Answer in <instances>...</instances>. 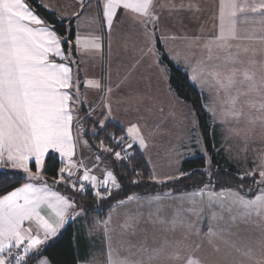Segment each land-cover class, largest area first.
Wrapping results in <instances>:
<instances>
[{
    "label": "crops",
    "instance_id": "crops-1",
    "mask_svg": "<svg viewBox=\"0 0 264 264\" xmlns=\"http://www.w3.org/2000/svg\"><path fill=\"white\" fill-rule=\"evenodd\" d=\"M37 2L53 12L60 21L74 22L76 58L72 56L71 49L64 50V43L67 39L60 37L26 1L32 12L42 21L40 25L32 24L30 26L46 28L53 32L59 41L65 58L61 59L50 54L49 59L54 63H63L71 69L73 84L76 78L74 69L76 65H80L81 55L87 57L96 67H100L101 74L99 77L102 80L103 90L105 89L104 96L100 95L102 99L100 98L98 103V106L101 107L103 97L104 99L106 97L119 101L126 100L125 93L132 89V86L128 87V84L137 83L143 87L145 82L146 84L149 83L153 75L151 72H147V68H152V63L154 65L161 64L160 56L155 57L153 62V52L160 55L157 43L160 42L164 52H166L167 50L162 43L163 39L181 38L180 33L169 32L166 34L160 31L165 28L163 22H166L167 3H172V6L183 7L181 0H154L152 9L153 15L156 17L154 22L147 18L142 19L130 10L118 8L113 17L111 28H109L103 14V6L106 0H37ZM80 22L88 25L90 31H86L87 33H92L91 35L97 37V43L100 44L99 50L89 52L90 54L86 51L83 52L84 48L80 47L77 42L78 33L83 30L79 26ZM170 60L177 66L174 58H170ZM74 85L78 84L75 83ZM73 88L63 90L68 91L73 96V101L70 102L73 112L71 124L72 155L62 158L59 153L50 152L44 158L43 163L45 165L46 159L50 155L58 157L64 163L63 168L65 169L64 179H61L60 174L61 181L68 180L72 184L79 185L80 188L82 183H86L92 186V192L95 195L97 191L102 195L103 190L110 192L118 187L111 184V179L107 176L110 168L108 167L109 170H107L103 160L97 158L96 161L94 158L95 154L84 138L82 127L76 126ZM110 95L111 97H109ZM151 129L153 136L157 132H161V130L155 131V127H151ZM193 130L194 132L197 131V129ZM143 137L145 142L153 141V147H157L155 139L149 140L144 130ZM130 141L140 150L150 166L139 141L132 139ZM256 141L259 147L262 144L260 128ZM191 148L193 149L195 146L191 145ZM186 150L188 151V149ZM196 153L199 155L198 152ZM191 159L194 158L191 157ZM259 159L262 161L260 154ZM31 164L32 162H30V167ZM8 168L10 167L5 166L0 171H6ZM257 170L255 168V171ZM69 171L73 173L71 176L68 175ZM85 173L89 177L88 180L83 179ZM240 173L249 176L247 173ZM256 174L258 173L255 172L253 175ZM93 177H95L94 181L92 180ZM43 178L44 172L43 175H39L37 179L29 182L36 188H47L49 192H55L69 200L56 189L40 182ZM105 181H107L106 187L103 186ZM93 183L96 187H93ZM110 186L114 188L111 189ZM83 189H85L84 186ZM221 193L223 195H220ZM234 193L246 200H254L257 196H264V187L258 189L253 197H249L236 189L216 190L210 186L185 193L168 192L131 196V200L128 198L115 204L104 220L96 221L91 228L79 226L78 229L84 235L89 248L87 259L78 264H110L109 252L112 253L113 259L126 260L128 264H149L148 257L155 250L161 249L160 256L153 259L150 264H187L189 258L198 260L200 264H251L248 258L241 254V251L248 249H252L256 260L264 264V247H261V242L264 241V219L255 214L248 217L246 215L248 210L233 202ZM37 213L39 217L45 220H56L54 209L46 203H41L37 208ZM81 213H83L82 209L74 205L69 208L65 222L58 229L56 236L43 240V243L28 255L37 253L44 246L50 244L69 225L78 226L82 217ZM23 228H30L32 235H38L41 239L44 238L43 227L36 216L31 220L24 221ZM210 232L214 235L210 236ZM237 249L241 251H237ZM175 254L179 255V259H169ZM36 264L52 263L47 258H41Z\"/></svg>",
    "mask_w": 264,
    "mask_h": 264
},
{
    "label": "snow or ice",
    "instance_id": "snow-or-ice-1",
    "mask_svg": "<svg viewBox=\"0 0 264 264\" xmlns=\"http://www.w3.org/2000/svg\"><path fill=\"white\" fill-rule=\"evenodd\" d=\"M103 7L109 28L118 8L130 10L142 19L147 18L152 22L156 19L152 12L154 0H106ZM248 12L258 14L259 22L264 25V0H219L218 30L204 47L208 53L207 60H213L215 53V59L223 61L226 71L219 70V66H213L209 70L198 66L192 69L191 79H202L204 83L214 87L217 94H225V102L229 105L225 116L239 117L243 114L242 110H237L236 107L240 96L259 97L248 101L247 106L260 113L256 117L257 120L264 121V74L260 79L256 78L257 69L264 73V61L255 59V47L239 43L245 40L255 41L264 46V28L259 34L253 29L249 34L241 35L238 28L241 17L238 14ZM251 19L255 21L257 17L253 16ZM41 23L26 0H0V169L8 166L20 170L26 174L29 181L38 178L44 158L50 152L59 153L62 158L72 155L73 112L70 102L73 101V96L63 90L75 86L76 99H79V87L73 84L71 69L63 63H54L49 59L50 54L65 58L55 34L46 28L30 26ZM77 42L79 43V38ZM90 47L99 50L100 44L93 40ZM200 65H204V62L201 61ZM86 86L99 89L101 84L88 80ZM250 123H255V120ZM127 132L133 141H139L141 148L146 147L137 125L133 124ZM116 156L120 158V153L117 152ZM30 162L35 164V172L30 168ZM64 172L65 169L61 168V179H64ZM72 174L71 171L68 172L69 176ZM259 175L262 178L260 183H264V171ZM107 176L113 185L119 187L111 172L107 173ZM13 179L15 177L12 175L0 176V181L11 182ZM83 179H89L87 173ZM92 180L94 181L95 177ZM103 186H107V181ZM93 187H96L95 183ZM96 195L99 197L101 194L97 191ZM233 197L234 203L248 210V217L255 214L264 219V196L246 200L234 193ZM41 203H46L54 209L55 221L39 217L37 208ZM72 207L73 204L66 198L49 192L47 188H36L30 182L0 198V264H22L23 256L17 255L14 260L10 259L13 256L11 249L19 248L26 241L23 251L27 255L37 249L43 240L56 236L58 229L65 222L68 209ZM34 216L40 220L43 227V239L32 235L30 228H23V222L31 220ZM209 235L214 234L210 232ZM261 247H264V241L261 242ZM161 252L162 249L155 250L148 257L149 264L159 257ZM241 254L247 257L251 264H261L256 260L252 249L241 251ZM169 259H179V255H172ZM109 261L110 264H128L126 260L113 259L111 252ZM187 264L200 262L189 258Z\"/></svg>",
    "mask_w": 264,
    "mask_h": 264
},
{
    "label": "rangeland",
    "instance_id": "rangeland-1",
    "mask_svg": "<svg viewBox=\"0 0 264 264\" xmlns=\"http://www.w3.org/2000/svg\"><path fill=\"white\" fill-rule=\"evenodd\" d=\"M181 2H183V7H176L172 6V3H167L166 22H163L165 24L163 27L165 28L160 31L166 34L177 32L181 34V38L163 39L162 43L167 50L165 53L168 54L169 59L174 58L176 67L188 75L191 84L202 95L204 108L211 117V125L216 131L220 147L223 148L226 158L240 172L247 173L249 176H253L257 172L259 177L257 180L258 184L260 188H263L264 183H260L262 178L259 173L264 171V121L257 120L256 117L260 113L247 106L248 101L259 99V97L240 96L236 107L237 110H242L243 114L239 117L225 116L224 113L229 107L225 102L227 99L225 94L223 92L217 94V90L204 83L202 79L197 81L191 79L192 69L198 66H204L206 70L211 69L213 66H219V70L226 71L223 67V61L215 59V53L213 54V60H207L208 53L204 47L218 30L217 12L219 0H181ZM240 2H243V0H240ZM249 2H252V0H249ZM238 15L241 17L238 22L241 35L249 34L253 29L259 34L261 29L264 28V25L259 22L258 14L248 12ZM253 16L257 17L255 21L251 19ZM245 17L247 19H244ZM80 23L79 26L83 30L78 33L79 46L83 47V52L86 51L88 54H90L89 52H95L96 49H92L90 44L93 40L97 43V37L91 35L92 33L86 32L90 31L88 25ZM239 43L255 47L257 49L255 59L264 61V46L255 41L249 42L245 40ZM73 51L72 49L71 53ZM220 55L223 56L222 53ZM157 56L160 55L153 52V62ZM244 59H247V57H244ZM80 60V65H76L74 69L76 73L75 83L78 84V87L82 85V88L79 87L78 100L76 99V87L74 86L72 90L75 97L73 109L77 127H82L84 130V120L97 119L101 114H105L106 118L111 119L122 127L126 134H128L127 129L129 127L133 124L137 125L142 136L144 130L149 140L155 139L156 141L157 147H153V141H151L146 142V147L141 149L150 163L154 180L159 183L183 176L182 164L184 161L190 160L191 157L198 158L203 156L207 160L208 167L211 168L214 164L213 158L206 147L196 114L188 102L178 98L170 89V72L165 66L152 63L153 67L147 68V72H151L153 75L149 83L146 84L145 82L143 87L137 83H130L128 87L132 86V89L125 93L127 96L126 100L119 101L106 97L104 99L103 97L101 107L100 105L98 106V103L100 102L99 99L104 96L105 89L103 90L102 80L99 77L101 74L100 67H96L94 63L83 55L80 56ZM201 61L204 62V65H200ZM262 74L264 73L257 69L256 78L260 79ZM208 79L210 82L211 78L209 77ZM88 80L100 82L101 87L99 89L87 87L86 81ZM101 94L102 96L100 97ZM107 94H109L108 91ZM233 95H235V92H233ZM81 106L84 107L85 114L81 113ZM252 120H255V123H250ZM151 127H155V131L161 130V134L157 132L153 136ZM259 128L262 131V144L258 147L256 138ZM192 129H197V131L194 132ZM150 134H152V137H150ZM191 145L195 146V148L192 149ZM91 149L95 154L94 158H96V161L98 160L97 158L103 160L104 166H107V170L110 168L109 172L112 173L111 163L106 155L111 150L106 147L101 150H96L92 147ZM118 152L120 153V158H117L116 152L114 153V159L122 160L126 154ZM259 154L262 157V161L259 159ZM255 168L258 170L255 171ZM44 169L45 165L43 163L39 175H43ZM116 183L118 184L117 180ZM110 188L114 187L110 186ZM82 214L81 216H83Z\"/></svg>",
    "mask_w": 264,
    "mask_h": 264
},
{
    "label": "trees",
    "instance_id": "trees-1",
    "mask_svg": "<svg viewBox=\"0 0 264 264\" xmlns=\"http://www.w3.org/2000/svg\"><path fill=\"white\" fill-rule=\"evenodd\" d=\"M26 1L60 37L67 39L64 43V50H74V22L60 21L53 12L44 8L37 0ZM157 49L161 56V65L170 72V89L178 98L192 106L214 164L211 168L208 167L207 160L203 156L186 160L182 164L183 176L163 183L156 182L140 150L134 145L129 147L132 142L122 127L106 118L105 114L99 115L97 119L84 120L83 135L90 147L96 150L106 147L111 150L106 155L110 160L112 173L119 187L109 194L97 197L92 191L81 190L79 185L72 184L68 180L61 181L60 169L64 167V163L56 156H48L45 162L44 178L40 182L67 197L75 207L82 209L83 216L78 226L69 225L39 252L32 255L27 254L22 264H36L41 258L49 259L52 264H78L87 259L89 247L81 230L78 229L79 226L91 228L96 221L104 220L115 204L134 195L185 193L210 186L216 190L236 189L253 197L260 188L257 181L258 174L244 176L226 158L223 148L220 147L216 131L211 125V117L204 108L202 95L191 84L188 75L169 59L160 42L157 43ZM72 56L76 58L75 51ZM80 110L81 113H86L84 107L81 106ZM118 151L126 154L122 160L114 159V153ZM31 168L34 172L36 171L34 163L31 164ZM3 175H12L15 179L11 182L0 181V198L29 182L20 170L8 168L6 171H0V176Z\"/></svg>",
    "mask_w": 264,
    "mask_h": 264
},
{
    "label": "built area",
    "instance_id": "built-area-1",
    "mask_svg": "<svg viewBox=\"0 0 264 264\" xmlns=\"http://www.w3.org/2000/svg\"><path fill=\"white\" fill-rule=\"evenodd\" d=\"M82 184H83V186L85 187L86 190H88V191H92V186H91V185H87L86 183H82ZM108 193H109V192L106 191V190H103V191H102V195H106V194H108ZM26 244H27V243L25 242V243L22 244L19 248H17V247H13V248L11 249V252H12L13 256H12L10 259H13V260H14V258H15L17 255H20V256L25 257L26 254L24 253L23 249H24V247L26 246Z\"/></svg>",
    "mask_w": 264,
    "mask_h": 264
}]
</instances>
